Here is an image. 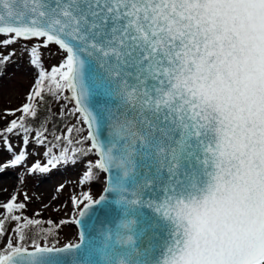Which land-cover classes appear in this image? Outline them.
Instances as JSON below:
<instances>
[{
    "label": "snow or ice",
    "instance_id": "obj_1",
    "mask_svg": "<svg viewBox=\"0 0 264 264\" xmlns=\"http://www.w3.org/2000/svg\"><path fill=\"white\" fill-rule=\"evenodd\" d=\"M0 37L25 41L38 69L3 146L33 132L45 146L47 119L29 120L45 94L70 100L77 124L28 171L79 161L80 184L102 186L59 223L24 215L16 194L0 203V264H264V0H0ZM69 223L76 240L53 241Z\"/></svg>",
    "mask_w": 264,
    "mask_h": 264
},
{
    "label": "rangeland",
    "instance_id": "obj_2",
    "mask_svg": "<svg viewBox=\"0 0 264 264\" xmlns=\"http://www.w3.org/2000/svg\"><path fill=\"white\" fill-rule=\"evenodd\" d=\"M4 37H0L3 39ZM36 41L27 42L28 47H31ZM25 41L20 40L17 43L8 46L7 49L3 45H0V53L7 55L9 50L15 49L16 55L6 64H0V129L7 127L8 122L20 115L17 112L14 116L6 115V110L19 108L26 100V95L34 85L35 79L38 75V69L31 65L29 62V54L24 51ZM19 46V49H17ZM51 51L54 52V48L42 49L41 58L42 64L46 70H50V67L55 62H58V57L53 56ZM54 63V64H53ZM66 95H69L66 93ZM74 107L73 102L70 100L57 101L53 97V110L57 113H61L63 109V116H67L69 121L65 123L61 130L58 132H52L47 129L45 133L47 141L55 143L54 136L61 135L67 132V128L77 124V116L71 114L70 110ZM78 115V114H77ZM80 127H83L80 125ZM34 128V127H33ZM35 129V128H34ZM34 132L29 134V143L27 146L23 144L22 136L15 134H7L8 139L13 145L12 153L8 152L3 146V137H0V163H4L10 159L14 153H18L21 148H25L26 159L16 167L6 168L3 172H0V181H9L10 186L5 187L6 193L0 196V203L6 202L12 194L17 195L19 202L26 204L23 214L29 218L41 219L45 222L52 220L54 223H59L60 220H71L76 214L73 205L71 203L72 196L79 195L83 191H91L94 197H96L101 189V184L92 182L89 184H80V180L85 171V163L77 162L76 164L59 165L55 172L41 173L39 171L29 172L32 164L39 161L41 164L47 162V158L44 156V152L47 146H51L46 141L45 146L37 145L32 137ZM81 135H86V132L72 133V139L75 141L80 138ZM30 150L33 152L31 153ZM58 148H54L53 151H58ZM43 165V164H42ZM42 181L46 186L42 188L37 186L38 182ZM63 185L61 188L60 186ZM46 188V189H44ZM44 191L43 200L35 199L34 196ZM28 196V200H24V195ZM34 198L35 200H33ZM34 202H37L35 204ZM3 210L0 209V212ZM37 213L39 214L37 216ZM14 222H9L6 225V229L10 231ZM44 226H47L46 224ZM77 227L73 223L62 225L59 229L55 230V236L51 238L53 241L58 240L61 243H67L74 241L77 238Z\"/></svg>",
    "mask_w": 264,
    "mask_h": 264
},
{
    "label": "trees",
    "instance_id": "obj_3",
    "mask_svg": "<svg viewBox=\"0 0 264 264\" xmlns=\"http://www.w3.org/2000/svg\"><path fill=\"white\" fill-rule=\"evenodd\" d=\"M47 119V129L52 132H58L61 127L69 121L67 116L61 115L53 110V97L45 94L44 102L40 104L37 117L29 120L32 127L39 128L41 122Z\"/></svg>",
    "mask_w": 264,
    "mask_h": 264
},
{
    "label": "bare ground",
    "instance_id": "obj_4",
    "mask_svg": "<svg viewBox=\"0 0 264 264\" xmlns=\"http://www.w3.org/2000/svg\"><path fill=\"white\" fill-rule=\"evenodd\" d=\"M14 152V151H13ZM30 152L32 153L33 151L32 150H30ZM56 169V168H55ZM52 169L50 172H55V171H57V170H59V169ZM55 170V171H54ZM10 186V183H9V181H0V196L2 195V194H4V193H6L7 191L5 190V187H9ZM37 186H39V188L41 187L42 188V186H46L45 185V183L44 182H42V181H39L38 182V184H37ZM44 189H46V188H44ZM42 193H38L39 195H37V196H34V198L35 199H41V200H43L44 198H43V195H44V191L43 190H40ZM34 198H32L33 200H35ZM35 204H37V202H34Z\"/></svg>",
    "mask_w": 264,
    "mask_h": 264
},
{
    "label": "water",
    "instance_id": "obj_5",
    "mask_svg": "<svg viewBox=\"0 0 264 264\" xmlns=\"http://www.w3.org/2000/svg\"><path fill=\"white\" fill-rule=\"evenodd\" d=\"M69 95H70V94H69ZM101 191H102V189H101ZM101 191H100V192H101ZM100 215H103V213L101 212ZM76 226H77V225H76ZM77 229H78V226H77Z\"/></svg>",
    "mask_w": 264,
    "mask_h": 264
}]
</instances>
